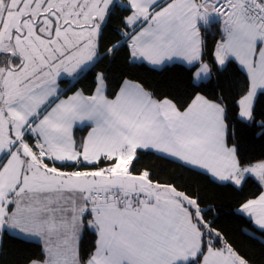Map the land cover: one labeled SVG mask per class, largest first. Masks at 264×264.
<instances>
[{"label":"snow or ice","instance_id":"obj_1","mask_svg":"<svg viewBox=\"0 0 264 264\" xmlns=\"http://www.w3.org/2000/svg\"><path fill=\"white\" fill-rule=\"evenodd\" d=\"M173 64L183 96L141 75ZM261 101L264 0H0V251L13 238L39 243L22 264H264V154L242 142L264 141ZM146 155L234 192L255 183L236 213L260 257Z\"/></svg>","mask_w":264,"mask_h":264},{"label":"trees","instance_id":"obj_2","mask_svg":"<svg viewBox=\"0 0 264 264\" xmlns=\"http://www.w3.org/2000/svg\"><path fill=\"white\" fill-rule=\"evenodd\" d=\"M216 31L217 29L213 28L212 34L208 37L210 45L215 39H218V36L215 35ZM109 36H111V33H109ZM141 75L158 90L167 89L177 96H183L185 91H191L188 87L182 66L179 64L170 65L164 72L147 73L141 70ZM88 83L89 81L86 80L85 83L79 84L77 87H86ZM228 86L233 88L232 95L234 96L238 84L235 86L229 84ZM261 106L264 107V101H261ZM242 142L245 150L251 153L253 157L264 154V141L245 138ZM141 166L151 168L156 176L164 181L182 174L184 177L181 181L182 186L190 183L193 184L194 191H198L204 196L203 203L205 207L214 206L216 209H219L218 212L213 213L217 227L226 233L233 243L237 244L249 256L253 258L260 257L259 241L255 245L250 244L240 234L242 227H244L242 221L245 218L238 216L236 213V208L241 200L245 197L259 195V189L255 183H249L243 192H234L230 188L211 184L206 178L193 177L192 173L179 168L175 164L158 160L154 155H146L141 162ZM39 252V243H21L13 238H7L3 250L0 251V264H22L25 257L32 256L33 254L38 255Z\"/></svg>","mask_w":264,"mask_h":264},{"label":"rangeland","instance_id":"obj_3","mask_svg":"<svg viewBox=\"0 0 264 264\" xmlns=\"http://www.w3.org/2000/svg\"><path fill=\"white\" fill-rule=\"evenodd\" d=\"M77 135H80V136H82V135H86V130H84V131H80L79 133H77Z\"/></svg>","mask_w":264,"mask_h":264},{"label":"crops","instance_id":"obj_4","mask_svg":"<svg viewBox=\"0 0 264 264\" xmlns=\"http://www.w3.org/2000/svg\"><path fill=\"white\" fill-rule=\"evenodd\" d=\"M32 242H36V243H38L37 241H32Z\"/></svg>","mask_w":264,"mask_h":264}]
</instances>
